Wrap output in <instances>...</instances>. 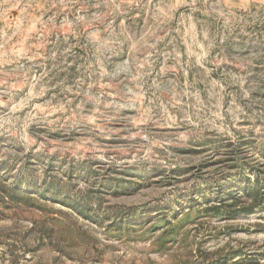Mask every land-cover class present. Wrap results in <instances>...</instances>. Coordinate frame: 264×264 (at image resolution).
Listing matches in <instances>:
<instances>
[{"label":"rangeland","instance_id":"374dc122","mask_svg":"<svg viewBox=\"0 0 264 264\" xmlns=\"http://www.w3.org/2000/svg\"><path fill=\"white\" fill-rule=\"evenodd\" d=\"M235 262L264 264V0H0V264Z\"/></svg>","mask_w":264,"mask_h":264},{"label":"trees","instance_id":"16d2710c","mask_svg":"<svg viewBox=\"0 0 264 264\" xmlns=\"http://www.w3.org/2000/svg\"><path fill=\"white\" fill-rule=\"evenodd\" d=\"M2 189H3V191H6L7 196H8L9 199L15 200L16 202H19V201H22V200L25 201V199L27 198V195H28L26 193L19 192V190L16 187H13V188L8 189V190H6L5 188H2ZM218 197H220V192H219V196ZM215 207H216V205L212 206V208H215ZM236 263H238V262H235V264Z\"/></svg>","mask_w":264,"mask_h":264}]
</instances>
